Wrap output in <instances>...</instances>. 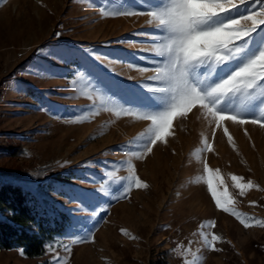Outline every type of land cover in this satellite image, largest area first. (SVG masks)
<instances>
[{"label":"rangeland","instance_id":"obj_1","mask_svg":"<svg viewBox=\"0 0 264 264\" xmlns=\"http://www.w3.org/2000/svg\"><path fill=\"white\" fill-rule=\"evenodd\" d=\"M101 6L111 10L104 0L84 4L79 0H7L0 5V145L5 140L2 135L8 134L21 147L18 155L0 156V168H19L21 176L2 180L28 192L39 210L53 208L63 218L61 233L46 244L52 247L45 245L41 258L28 259L20 255V249H11L0 251V264H53V249L65 255L61 244L72 247L69 264H183L185 259H195L197 264H264V227L253 221V227L245 228L217 209L203 171L204 160L220 169L237 210L264 220V129L226 122L236 144L233 149L222 130L217 129L213 138L212 128L195 109L187 119L174 121L176 135L168 137L167 144L158 143L143 160L133 159L137 175L149 188H133L119 202L105 198L103 206H110V211L90 221L96 225L94 242L74 244L67 237L70 217L64 209L78 203L69 193L96 191L100 184L94 181L104 171L102 162L118 165L128 159L127 151L121 152L119 146L147 127L146 122L109 111L84 120L90 114L79 110L91 101L72 85L78 65L47 55L55 46L83 45L100 55L103 63L95 61L99 70L123 86L147 80L151 71L141 74L129 69L128 63L151 68L148 60H139L153 56L148 51L151 37L136 35L153 31L154 26L146 23L149 17L102 18ZM38 49L44 51L38 53ZM38 65L49 71L43 76L34 74ZM203 136L213 144L212 152L198 151ZM117 172L127 175L123 168ZM231 174L253 181L259 189L239 196ZM58 187L64 191L57 192ZM118 187H112L113 194H118ZM101 218L103 222L97 224ZM210 220L216 222L215 227L204 231L222 237L223 242L216 245L221 251L208 249L198 234L200 225ZM189 241L190 251H182L179 245L188 249Z\"/></svg>","mask_w":264,"mask_h":264},{"label":"snow or ice","instance_id":"obj_2","mask_svg":"<svg viewBox=\"0 0 264 264\" xmlns=\"http://www.w3.org/2000/svg\"><path fill=\"white\" fill-rule=\"evenodd\" d=\"M7 0H0V5ZM88 3L89 0H79ZM111 10L100 7L102 18L147 16L152 25L149 35L153 56H140V61L148 60L151 68L128 63L129 69L143 74H153L140 84L123 86L119 81L101 72L95 61H103L93 48L83 45L55 46L47 55L49 58L66 64H77L72 80L79 95L86 97L91 104L80 109L89 113L84 120L99 115L101 111L114 112L117 117L129 116L146 122L144 132L126 145L119 146L127 151L128 159L115 162L103 161L104 171L94 182L100 187L93 192L74 190L69 193L77 207L64 209L70 217L67 237L74 244L94 242L95 220L101 212L107 214V201L127 199L133 188L148 189L149 184L142 180L136 171L133 159L143 160L151 154L158 143H168V137L176 135L174 121L187 119L195 109L200 118L212 128L215 138L217 129L222 130L227 142L236 149L233 136L226 122L244 126L247 124L264 129V0H104ZM142 9V10H137ZM60 35V33H57ZM43 49H38L42 53ZM34 74L43 76L48 72L38 65ZM62 75V73H56ZM129 80L134 79L129 76ZM74 113L75 109L72 110ZM71 122H80L75 119ZM247 135V130L245 129ZM250 138V137H249ZM135 146V147H133ZM213 144L207 136L202 137L199 152H212ZM91 166L92 162H87ZM127 171L126 176H118L117 168ZM206 174L204 182L215 207L235 217L245 228L255 225L264 227V220L248 217L235 207L237 201L220 169H213L203 161ZM104 181L108 183L105 184ZM232 185L239 196L259 185L244 177L231 174ZM119 186L118 194L112 187ZM57 192L64 191L58 187ZM255 205V201L251 202ZM87 212L88 216L75 213ZM103 218L96 221L102 223ZM214 220L200 225L198 233L208 249L221 251L216 245L223 242L220 235L205 232L215 227ZM79 230V234H77ZM129 235L127 229H121ZM135 239V237H133ZM179 245L182 251H190ZM52 247L46 245V248ZM65 255L53 249V264H69L72 247L61 244ZM24 255V249L19 250ZM183 264H197L195 259H185Z\"/></svg>","mask_w":264,"mask_h":264},{"label":"trees","instance_id":"obj_3","mask_svg":"<svg viewBox=\"0 0 264 264\" xmlns=\"http://www.w3.org/2000/svg\"><path fill=\"white\" fill-rule=\"evenodd\" d=\"M1 157H12L21 153L16 137L2 135ZM20 177L19 168H0V251L24 249V256L36 260L45 253V245L63 229L61 212L51 208L39 210L34 198L20 186L5 177Z\"/></svg>","mask_w":264,"mask_h":264}]
</instances>
